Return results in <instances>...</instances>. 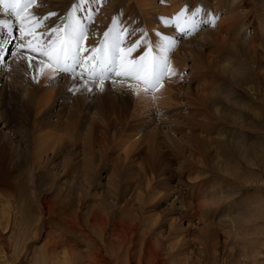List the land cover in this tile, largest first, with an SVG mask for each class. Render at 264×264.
Returning <instances> with one entry per match:
<instances>
[{"label":"bare ground","instance_id":"6f19581e","mask_svg":"<svg viewBox=\"0 0 264 264\" xmlns=\"http://www.w3.org/2000/svg\"><path fill=\"white\" fill-rule=\"evenodd\" d=\"M111 1L116 3H108L107 12L113 13L120 28L131 31L129 42L133 43L142 37L139 32L144 24L142 21L134 24L132 15L122 16L118 7L126 9L127 3L135 1L148 29L153 25L150 23L153 15L161 14L162 24L165 20L171 21V16L183 5L194 9L198 0ZM209 1L207 13L216 23L210 27L201 58L194 56L190 67L196 85L184 88L178 71L185 58L181 50H175L169 55L175 75L167 78L160 90L154 93L145 92L139 85L135 88L140 97L136 104L145 111H151L152 105L159 112L168 111L181 102V94L187 96L191 112L185 119L187 124H183L187 128L184 138L189 141L190 157L180 159L173 168L175 164L166 158L170 148L164 152L163 145L153 149L146 143V148L123 150L120 139L111 152L117 174L108 180L104 192L96 194L93 190L92 194L82 186L90 185L87 179L90 175L53 174L44 164H31L29 160L36 153L32 144L22 146L18 141L1 137L0 188L8 186L3 183L10 184L16 179L18 184L4 194V200L0 196V243L4 237L11 252L5 254V249L0 248L3 258L0 264H13L9 262V255L13 259L29 256L27 261L23 260L26 264H264V41H261L264 38V0ZM104 8L99 9L104 11ZM37 10L36 15L40 14ZM4 15L0 9V17L8 16ZM58 17L49 24L51 30L59 28L55 23ZM99 24L100 20L94 21L91 29L95 31ZM162 27L176 34L172 24ZM51 36L54 38L55 34ZM88 39L86 46L96 44L93 38L91 42ZM148 39L141 48L149 44L158 48L159 38L156 44ZM44 70L45 82L57 73L61 80L75 79L51 68ZM236 80L241 81L235 88H238L241 110L246 113L242 130L250 137L248 140H252L247 151L240 154L241 160L236 156L235 145L228 140L233 125L223 113L229 106L222 96L223 90L229 85L235 86ZM148 96L155 98L154 104L151 97L150 102L142 99ZM3 123L0 117V125ZM91 133L96 134L89 143L91 148L97 145L101 150L113 146L107 132L98 125L93 126ZM73 137L69 136L65 144V137L56 138L51 150L49 145L42 146L49 141L39 137L40 150L33 160H44L47 165L50 151L59 156L67 146L75 148L78 141H71ZM12 161V167L24 172V180L22 173L18 178L6 168ZM85 161L90 169V161ZM23 162H26L24 171L20 165ZM136 165L142 167L143 174L135 172ZM42 167L44 173L39 175ZM161 178L174 182L173 187L159 188ZM117 180L119 185L115 186L113 182ZM99 185L94 189H99ZM173 197L174 202L169 203Z\"/></svg>","mask_w":264,"mask_h":264},{"label":"rangeland","instance_id":"374dc122","mask_svg":"<svg viewBox=\"0 0 264 264\" xmlns=\"http://www.w3.org/2000/svg\"><path fill=\"white\" fill-rule=\"evenodd\" d=\"M45 1L43 2V0H41L40 5L36 7L38 10L34 9L31 11V13L35 14V10H37L40 13L38 16H48V32L51 30L49 24H53V18L55 19L58 16L59 17L55 23L57 22L56 24L59 25V28H62L64 25L63 20H65L66 14L69 11H72V8L75 6V4L79 2V0H51L52 2L50 0V2ZM209 2L210 1L208 0V3ZM49 3H51V9ZM96 3L98 4L99 8L100 6L105 8L104 11H102L103 9L98 11L96 8V12H98V14H96L95 21L100 20V24L97 27L98 29H95V31L93 30L94 28H90L91 34L89 33L88 42H91L94 39L95 43H97L99 41L98 38L104 33L108 32L111 27L114 25L116 27L118 26L117 20L113 17V13H111L112 15L109 14L107 12L108 9H106L109 5L108 3L115 4L116 2H112L111 0H98ZM208 3L206 0H198L195 4V7L198 5L202 6L203 10L208 15ZM89 4L93 7L97 6L94 3V0H89ZM156 4L159 5V2H156ZM126 6V9L124 6H121L118 7V10L122 12V16L132 15L133 18L131 20H133L134 24L138 23L139 21L143 22L144 26L141 28V32H139L140 36H142V40H147L149 37L148 40L151 42L155 41L156 44V40L161 35L165 36L169 34L170 37H173L178 41V46L176 45L175 49L171 50L169 55L172 56L175 50L177 52L181 50L182 58H185V60H183L184 62H182L183 64L178 71V74L180 75L179 77L182 79L184 88L188 89L187 86H195L197 80L193 78L190 67L193 65L192 63L195 59L194 56L201 58L204 47L203 44H205L204 41L209 38V33L212 28L202 30L195 37L189 39L181 38L175 34L174 31L171 32L170 28L167 29L166 27H162V25L165 23L163 22L161 24L160 22L161 14L153 15V17L151 16L152 19L150 20V23L153 25L147 29V22L141 17V13L137 8L136 2L134 1L132 4L127 3ZM52 9L53 11L57 10L58 12H50ZM9 20L10 18L8 16L6 18L0 17V22H11ZM1 29L3 28H0V36H4L5 34L3 31H1ZM156 29H158V31H156ZM261 41H264V38H262ZM142 48L140 47V50L144 49ZM152 48L156 51H154V54L159 53L158 48L153 46ZM13 54H10L7 58H3L2 62H0V117L4 121L3 125H0V138L2 137L3 139L13 140L15 142L18 141L20 144H22V146L32 144L34 148H36V153H38L40 150L39 137H43L44 140L49 141L43 143L42 146L49 145L50 150L54 148L55 145L53 143H56V138L65 137L63 144L67 143L66 141H68L69 136H74L71 141H78V144H76L75 148L67 146L63 154L59 156H55L50 151L48 153L49 155L47 156V159H50L47 164L48 166L44 160H33V156H37V154L34 152L35 155H33L29 160L32 165L33 163L44 164L46 169L51 170L53 174L63 173L62 175H68L71 172V177H75V174L81 176L83 174L90 175L91 178L89 176L87 177V179H90L91 181L90 185L89 183H86L82 186H84V188L86 187L87 189H85L89 193L93 192L92 194H94L93 190H95L96 194H101L104 192V190H106L108 186V180L110 181L111 178L113 179L112 176L117 174L118 169L112 162L114 158L111 156L113 155L111 152H113L112 149L114 144H116L120 139L122 143L121 145L124 148L123 150L131 148L133 149L134 147L135 149L136 147L144 148L146 143L153 149H155V147L158 145H163L165 147L163 149L164 152L170 148V154L167 153L166 158L168 162L170 161L172 164H175L173 168L177 166L180 159L185 160L192 154L189 152L190 149L188 148L190 147L189 141L184 138L187 128L183 123L186 122L185 119L190 116L191 112V109L187 105V96L185 94H181V102L175 107H170L171 109L168 111L159 112L156 107H153V105L150 108L151 111H145L141 110L138 107L139 105L137 106L136 104V101H138L140 98L137 95V89H135L137 88L136 84H131L126 81L117 82V80H114L111 83H104L103 90H101L100 83H90L83 79L77 78L74 80L65 81L60 79L58 73L55 77H51L52 80L46 79L45 82V79L42 78L43 76L40 72V68L43 67V65L38 64V60L41 58L32 56V67H29L28 57L31 55H29L24 49L20 47V49ZM4 62H6V64H4ZM44 72L45 70L43 71V75L45 74ZM33 76H35L36 79H33ZM56 78H59L60 80ZM42 81H44V84ZM194 81L195 83H193ZM240 82V80L233 82L235 84L233 87L229 85L227 90H223L224 92L222 96L224 97L225 102L229 105L223 109V113L229 119L230 124L233 125L231 126L232 134L230 131V135H232L234 138L229 135L228 140L232 141L235 145V151L237 153L236 156H239V159L241 160L240 156L242 155L240 154H244L247 151V146L252 140L249 141L248 138L250 137H248L244 129L242 130L246 113L241 110L242 104L238 98V88H235L239 86L238 84H240ZM32 84L35 85V87H32ZM89 87L92 89L91 92L87 90ZM155 92L156 91H154V93ZM150 97L148 96V99H142H144L146 102H150L151 99V103L154 104L155 98L152 96ZM45 101H48L46 106H41ZM94 125H98L102 128V131L107 132V137L111 140V142H113V146L111 145L112 147L109 148L110 150L106 147H103V149L101 148L100 150V147L97 145L92 146L94 149L93 150L91 148V144L89 145V143H92L90 142L91 139L93 141V136L96 135H91V129ZM235 126L239 129H237ZM68 128H70L72 132L74 131V133L72 134L70 132L71 130ZM181 131L185 132V134L183 133L182 135ZM46 134L50 136V139ZM105 150L107 153H104ZM182 152L185 154H182ZM120 153L123 154V151H120ZM84 159H88V161H90V165H92L90 169L87 167L88 163ZM12 163L13 161L8 162L9 166L5 167L9 169L11 173L15 175V177L19 178V173H22V179L24 180V172L17 171L16 167H12ZM25 163L26 162L20 163L23 171L26 168ZM232 163L234 164V162ZM135 168V172L143 174L144 170L142 167H140V165H136ZM36 170H38V168H36ZM40 171L41 172H38V174L40 173L39 175H42V173H44L43 167ZM94 171L95 176H93ZM31 174L33 177V169ZM17 182L18 180L16 179L10 184L3 183L4 186L8 185L4 188H0V196H3V200L4 194L10 192L13 186L16 187L18 184ZM117 183L118 180L113 182L115 186L119 185ZM97 185H99V189H94V186L96 187ZM173 185L174 182L172 183L166 181L165 178H161L160 182L157 184V186H159V188L161 187V189H169L170 187L172 188ZM238 196L239 194L236 195L235 199L237 202L239 200L237 199ZM174 200L175 198L173 197L169 199L168 202L173 203ZM7 244L8 243L6 240L4 241L3 237L2 242L0 243V248L3 247V249H5V254H10L11 252L9 248H7ZM1 257L2 255L0 256V263L1 260H3ZM28 257L13 259L9 255V262L13 264H26V262L23 260L27 261Z\"/></svg>","mask_w":264,"mask_h":264},{"label":"snow or ice","instance_id":"6c2138e0","mask_svg":"<svg viewBox=\"0 0 264 264\" xmlns=\"http://www.w3.org/2000/svg\"><path fill=\"white\" fill-rule=\"evenodd\" d=\"M37 0H0V9L5 14L12 15L18 22V33L20 37H31L28 41L27 49L36 53L37 57H45V60H38L41 74L44 68H51L54 72L59 71L72 76L77 75V66L83 65L88 80L100 83L101 90L105 80L111 76H119L125 79L135 80L143 83L144 91H157L163 87V81L175 75L169 63V53L177 45V40L170 36L161 35L160 43L157 46L159 55L153 53L152 45L147 46V50L138 59H132L134 51L141 47L144 40L133 42L131 46L122 48L125 36L128 33L117 31L116 26L110 32L104 34L105 42L100 48L88 49L84 47V41L87 38V29L83 23L76 17L80 8L89 3V0H79V4L72 8L71 16L67 25L63 28H52L50 36L55 34V39L48 44H43V37L37 33V29L43 27L40 23L46 17H40L31 13L29 10L36 5ZM199 15V13H197ZM92 19L91 16L88 17ZM165 24H174L181 35L194 31L197 24L191 19H185V12L177 15L174 21L165 20ZM15 25L11 22H0V28L6 29L11 38ZM159 35V34H158ZM11 42V41H9ZM24 47V45H19ZM88 53V56L82 58L81 53ZM3 59V44L0 43V62ZM33 57H28L29 67H32ZM80 75H83L81 73ZM33 79H36L33 76ZM89 92L92 89H87Z\"/></svg>","mask_w":264,"mask_h":264}]
</instances>
